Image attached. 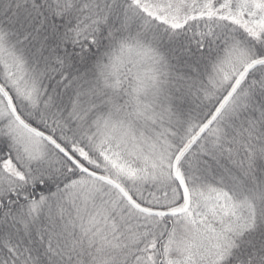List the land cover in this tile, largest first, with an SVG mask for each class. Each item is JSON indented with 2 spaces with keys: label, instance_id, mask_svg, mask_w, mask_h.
Returning a JSON list of instances; mask_svg holds the SVG:
<instances>
[{
  "label": "snow or ice",
  "instance_id": "6c2138e0",
  "mask_svg": "<svg viewBox=\"0 0 264 264\" xmlns=\"http://www.w3.org/2000/svg\"><path fill=\"white\" fill-rule=\"evenodd\" d=\"M0 264H264V0H0Z\"/></svg>",
  "mask_w": 264,
  "mask_h": 264
}]
</instances>
